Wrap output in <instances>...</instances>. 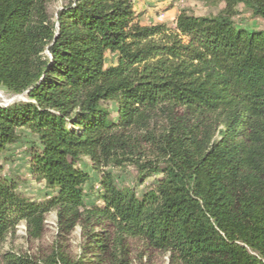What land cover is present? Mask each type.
Listing matches in <instances>:
<instances>
[{
    "label": "trees",
    "instance_id": "obj_1",
    "mask_svg": "<svg viewBox=\"0 0 264 264\" xmlns=\"http://www.w3.org/2000/svg\"><path fill=\"white\" fill-rule=\"evenodd\" d=\"M204 1L225 6L171 28L143 24L132 0H0V88L26 96L0 105V158L28 133L54 193L24 197L0 164V264H264V30L235 21L241 5L264 20V0ZM128 166L155 184L120 187L110 168ZM21 224L28 249L4 251Z\"/></svg>",
    "mask_w": 264,
    "mask_h": 264
},
{
    "label": "rangeland",
    "instance_id": "obj_2",
    "mask_svg": "<svg viewBox=\"0 0 264 264\" xmlns=\"http://www.w3.org/2000/svg\"><path fill=\"white\" fill-rule=\"evenodd\" d=\"M134 9L137 14L138 20L143 24H158L164 23L169 27H175V20L178 14L185 10L189 14L197 16H206L219 13L225 6L224 3L217 1H204V0H132ZM59 3L50 5L51 10H55ZM235 21L239 27L261 31L264 30V20L253 16L252 12L245 9L242 5L238 8V15L235 16ZM116 62V56L108 53L106 56V66L109 67ZM25 95H11L6 90L0 88V105H9L18 100H25ZM112 112L113 118H117V108L114 103H107ZM23 132V131H21ZM22 142L14 144L9 147L0 158V164L3 166V175L18 184V191L24 197L33 201H42L45 198L52 196L54 193L51 189L47 188L44 182L35 180L30 167V148L34 143V138L28 133L24 132ZM80 167L90 174L89 182L84 186L85 200L87 204H100V174L92 167L91 161L84 158L80 163ZM117 184L120 187H131L137 194L141 195L149 187L155 184L158 177L147 178L141 181L135 168L132 166L123 169H112ZM46 234L40 244L49 247L53 241L56 233V214L54 211L50 212L46 217ZM26 230L23 224L18 226L16 236L9 239L5 243L3 250L9 249L15 251L27 250L28 243L25 239ZM80 237V228L72 235L71 245L72 249L76 246ZM145 258L142 264H169L168 255L154 254ZM1 260V258H0Z\"/></svg>",
    "mask_w": 264,
    "mask_h": 264
}]
</instances>
